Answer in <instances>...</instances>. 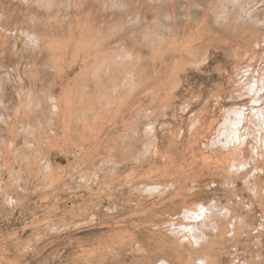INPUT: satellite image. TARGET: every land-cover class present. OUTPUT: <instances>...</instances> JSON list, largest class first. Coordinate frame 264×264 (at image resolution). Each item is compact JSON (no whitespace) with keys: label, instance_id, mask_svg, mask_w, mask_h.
<instances>
[{"label":"rangeland","instance_id":"obj_1","mask_svg":"<svg viewBox=\"0 0 264 264\" xmlns=\"http://www.w3.org/2000/svg\"><path fill=\"white\" fill-rule=\"evenodd\" d=\"M0 264H264V0H0Z\"/></svg>","mask_w":264,"mask_h":264},{"label":"bare ground","instance_id":"obj_2","mask_svg":"<svg viewBox=\"0 0 264 264\" xmlns=\"http://www.w3.org/2000/svg\"><path fill=\"white\" fill-rule=\"evenodd\" d=\"M218 142V141H217ZM194 211V210H193ZM188 218V217H187ZM198 227V226H197ZM200 243V242H199Z\"/></svg>","mask_w":264,"mask_h":264}]
</instances>
